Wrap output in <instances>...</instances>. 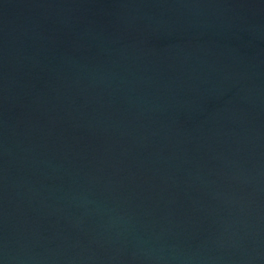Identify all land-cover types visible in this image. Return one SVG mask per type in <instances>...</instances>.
<instances>
[{
    "label": "water",
    "instance_id": "water-1",
    "mask_svg": "<svg viewBox=\"0 0 264 264\" xmlns=\"http://www.w3.org/2000/svg\"><path fill=\"white\" fill-rule=\"evenodd\" d=\"M0 264H264V0H0Z\"/></svg>",
    "mask_w": 264,
    "mask_h": 264
}]
</instances>
